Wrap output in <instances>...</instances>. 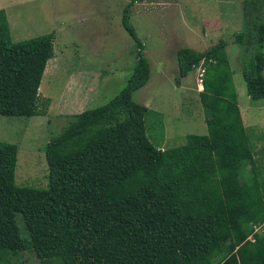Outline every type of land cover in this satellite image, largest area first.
<instances>
[{
    "label": "trees",
    "instance_id": "trees-1",
    "mask_svg": "<svg viewBox=\"0 0 264 264\" xmlns=\"http://www.w3.org/2000/svg\"><path fill=\"white\" fill-rule=\"evenodd\" d=\"M241 12L249 54L241 75L248 97L264 101V0H243ZM120 23L135 42L132 72L113 97L75 112L49 139L46 185L16 186L18 146L0 140L5 264H241L264 221V137L258 148L240 117L226 44L176 51L180 77L197 76L204 61L207 132L164 148L147 126L152 109L133 100L150 63L127 8ZM54 37L13 41L0 8V80L39 81Z\"/></svg>",
    "mask_w": 264,
    "mask_h": 264
},
{
    "label": "rangeland",
    "instance_id": "rangeland-1",
    "mask_svg": "<svg viewBox=\"0 0 264 264\" xmlns=\"http://www.w3.org/2000/svg\"><path fill=\"white\" fill-rule=\"evenodd\" d=\"M128 1L0 0L13 41L53 29L56 33L54 56L39 82L0 80V140L18 146L16 186L46 185L49 139L75 112L113 97L131 74L135 42L120 23L124 8L150 63L149 80L133 100L152 109L147 126L154 142L163 138L164 148L174 147L186 143L189 134L207 132L201 81L190 72L179 76L175 53L180 48L204 52L220 40L226 44L240 117L254 138L264 137V102L250 100L241 75L249 56L243 0ZM6 188L13 193L10 183ZM256 227L259 245L241 264H264V221ZM0 264H5L1 242Z\"/></svg>",
    "mask_w": 264,
    "mask_h": 264
},
{
    "label": "built area",
    "instance_id": "built-area-1",
    "mask_svg": "<svg viewBox=\"0 0 264 264\" xmlns=\"http://www.w3.org/2000/svg\"><path fill=\"white\" fill-rule=\"evenodd\" d=\"M195 67H196L197 78L200 79L201 81V77L203 76V71H204V61L201 60L200 62L197 63V65H195Z\"/></svg>",
    "mask_w": 264,
    "mask_h": 264
},
{
    "label": "crops",
    "instance_id": "crops-1",
    "mask_svg": "<svg viewBox=\"0 0 264 264\" xmlns=\"http://www.w3.org/2000/svg\"><path fill=\"white\" fill-rule=\"evenodd\" d=\"M54 30V29H53ZM51 31V30H50ZM55 31V30H54ZM49 32V31H48ZM55 38H56V33H55ZM55 41H57V39H55ZM54 46H55V42H54ZM53 56H54V54H53ZM52 56V57H53ZM45 70V69H44ZM35 82V81H34ZM37 82H39V81H36V83ZM192 97V96H191ZM189 100H192V99H189ZM251 100V99H250ZM264 102V101H263ZM263 105H264V103H263ZM261 109H264V107L262 108V107H260ZM257 109H259V108H257ZM259 120H261L260 118H259ZM248 128V127H247ZM260 136V139H258V138H253V142L256 144V145H258V148H259V143L261 142V139H262V136L261 135H259ZM258 139V140H257ZM262 143V142H261ZM258 230V229H257ZM256 230V231H257ZM257 233V232H256Z\"/></svg>",
    "mask_w": 264,
    "mask_h": 264
}]
</instances>
